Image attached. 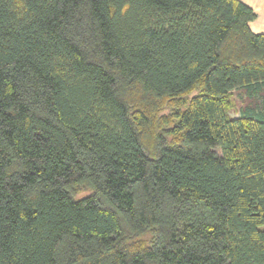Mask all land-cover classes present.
I'll use <instances>...</instances> for the list:
<instances>
[{
	"label": "trees",
	"instance_id": "16d2710c",
	"mask_svg": "<svg viewBox=\"0 0 264 264\" xmlns=\"http://www.w3.org/2000/svg\"><path fill=\"white\" fill-rule=\"evenodd\" d=\"M255 17L0 0V264H264ZM234 89L258 100L231 117Z\"/></svg>",
	"mask_w": 264,
	"mask_h": 264
},
{
	"label": "rangeland",
	"instance_id": "374dc122",
	"mask_svg": "<svg viewBox=\"0 0 264 264\" xmlns=\"http://www.w3.org/2000/svg\"><path fill=\"white\" fill-rule=\"evenodd\" d=\"M264 93V92H263ZM258 100L257 97H249L243 89H234L231 96V108L229 109V116L236 117L239 115L240 110L245 105H252L255 101ZM88 191L79 190L77 196L86 194Z\"/></svg>",
	"mask_w": 264,
	"mask_h": 264
},
{
	"label": "crops",
	"instance_id": "0c3cea01",
	"mask_svg": "<svg viewBox=\"0 0 264 264\" xmlns=\"http://www.w3.org/2000/svg\"><path fill=\"white\" fill-rule=\"evenodd\" d=\"M252 8L256 17L249 21L248 26L254 33H264V0H240Z\"/></svg>",
	"mask_w": 264,
	"mask_h": 264
}]
</instances>
